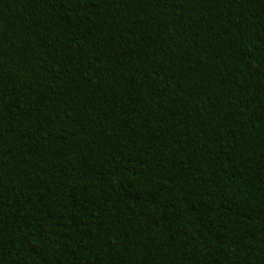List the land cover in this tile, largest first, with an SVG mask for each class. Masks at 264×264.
I'll return each mask as SVG.
<instances>
[{"label": "trees", "instance_id": "obj_1", "mask_svg": "<svg viewBox=\"0 0 264 264\" xmlns=\"http://www.w3.org/2000/svg\"><path fill=\"white\" fill-rule=\"evenodd\" d=\"M238 2L241 20L223 33L236 84L211 97L188 76L196 61L157 42L165 26L148 0H131L135 15L122 21L116 0H0V264H154L156 223L179 219L180 199L202 193L215 205L199 210L231 232L241 264H264V0ZM61 57L84 66L82 86L103 92L100 104L89 98L79 112L67 109L70 89L53 82ZM8 64L24 79L12 82ZM232 104L254 128H241L228 149L211 132L195 135L205 110ZM78 129L110 140L116 159L82 144ZM213 150L237 155L222 185L193 175ZM83 190L108 200L143 257L72 237L66 221Z\"/></svg>", "mask_w": 264, "mask_h": 264}, {"label": "clouds", "instance_id": "obj_2", "mask_svg": "<svg viewBox=\"0 0 264 264\" xmlns=\"http://www.w3.org/2000/svg\"><path fill=\"white\" fill-rule=\"evenodd\" d=\"M154 16L165 27L157 29L154 35L161 46L175 52L186 51L189 60L196 61L188 76L198 83L204 94L218 97L222 92L235 87L237 75L235 66L227 59L228 45L224 42L225 25L239 23L240 5L238 0H148ZM123 6L121 21L124 17L135 15L131 0H116ZM219 21L211 14L220 10ZM210 16L206 25H200L202 17ZM140 47L136 42L130 41ZM151 46L152 41H146ZM8 78L12 82L23 80L20 67L6 65ZM58 83L69 88L66 96V107L71 113L80 111L82 105L92 99L100 104L104 99L103 92L91 87L82 86L89 76L84 66L69 57H61L54 66ZM203 126L195 135L205 138L211 132L223 149L231 147L233 137L241 128H254L251 114H243L238 105L232 104L223 109L205 110ZM190 130L184 132L189 137ZM77 139L89 146L101 158L107 161L116 159L110 140L87 129L75 132ZM207 160L193 168V175L209 185L224 183L223 177L232 173L238 166L237 155L227 150H213L207 153ZM180 197V196H179ZM181 198V197H180ZM215 205L214 198L207 193L192 195L189 199H180L179 206L185 211L179 219L171 218L159 221L155 225L158 246L152 259L154 264H241L229 246L231 232L218 223H213L210 216L199 209ZM194 207L195 210H192ZM73 212L66 221V227L76 240L95 239L106 249H122L125 257H143L145 250L133 243L134 236L125 227L115 221V216L108 200L96 192L83 190L75 193L71 201Z\"/></svg>", "mask_w": 264, "mask_h": 264}, {"label": "rangeland", "instance_id": "obj_3", "mask_svg": "<svg viewBox=\"0 0 264 264\" xmlns=\"http://www.w3.org/2000/svg\"><path fill=\"white\" fill-rule=\"evenodd\" d=\"M172 87V86H171ZM171 87H168L167 90H170Z\"/></svg>", "mask_w": 264, "mask_h": 264}]
</instances>
